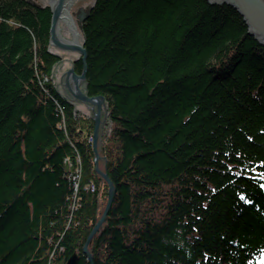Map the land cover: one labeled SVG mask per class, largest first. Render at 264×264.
<instances>
[{
	"label": "trees",
	"instance_id": "1",
	"mask_svg": "<svg viewBox=\"0 0 264 264\" xmlns=\"http://www.w3.org/2000/svg\"><path fill=\"white\" fill-rule=\"evenodd\" d=\"M50 18L0 0V264H89L108 199L93 113L51 78ZM80 34L114 186L91 264H258L264 46L243 18L208 0H93Z\"/></svg>",
	"mask_w": 264,
	"mask_h": 264
},
{
	"label": "water",
	"instance_id": "2",
	"mask_svg": "<svg viewBox=\"0 0 264 264\" xmlns=\"http://www.w3.org/2000/svg\"><path fill=\"white\" fill-rule=\"evenodd\" d=\"M39 4H46L51 13L49 27V46L52 51L61 55V59L53 67V77L58 78L64 71L60 80V86L63 94L71 101L84 103L93 113L94 128L92 133V150L95 154L94 165L95 171L106 181L108 186V199L105 209L100 219L94 225V228L87 236L86 242L83 245L82 252L86 256L87 261L91 264V256L87 250V245L98 228L105 220V216L110 207L114 196V186L105 172H101L97 166L98 154L96 150L98 129L100 124V113L103 107L104 99L102 96H88L82 89L81 84L85 79L86 74V51L80 40L81 36L71 18L70 10L67 8L69 3H74L77 0H32ZM210 3L226 4L235 9L243 18L247 25L248 34L264 46V0H208ZM87 9L82 11L78 17V27L80 29L81 22L85 19ZM63 20L70 32L71 38L67 39L59 32V22ZM75 57V58H74ZM73 59V60H72ZM81 61V72L77 74L72 62ZM77 256H70L65 264H76Z\"/></svg>",
	"mask_w": 264,
	"mask_h": 264
},
{
	"label": "rangeland",
	"instance_id": "3",
	"mask_svg": "<svg viewBox=\"0 0 264 264\" xmlns=\"http://www.w3.org/2000/svg\"><path fill=\"white\" fill-rule=\"evenodd\" d=\"M93 2V0H87V2L85 3V4H83V3H79L78 2V4L79 5H73V8L74 7H76V6H79V7H81V8H85V9H87V7H89L90 6V4ZM72 8V9H73ZM56 53V52H55ZM56 54H58V53H56ZM60 57H62L61 55H59ZM60 60V59H59ZM65 72V71H64ZM64 72L58 77V78H55V77H53V68H52V71H51V78H52V81H53V83L55 84V86H56V88L63 94V91H62V88H61V86H60V80H61V78H62V76H63V74H64ZM82 89V88H81ZM76 103V107L80 110V111H87V110H89V107H87L84 103H82V102H75Z\"/></svg>",
	"mask_w": 264,
	"mask_h": 264
},
{
	"label": "bare ground",
	"instance_id": "4",
	"mask_svg": "<svg viewBox=\"0 0 264 264\" xmlns=\"http://www.w3.org/2000/svg\"><path fill=\"white\" fill-rule=\"evenodd\" d=\"M78 2L79 3H83V4H85L86 2H87V0H77V1H75L73 4L74 5H79L78 4ZM87 9H88V7H87ZM72 11H73V9H71V11H70V15H71V18H72V20H73V22H74V24H75V26H76V28H77V30H78V32H79V34H80V29H79V27H78V22H76V20H74V18H73V14H72ZM61 25H63L64 27H65V29H64V31H63V29L61 28ZM61 29H62V36L64 37V38H67V39H70L71 38V35H70V32H69V29H68V27H67V25H66V23L63 21V20H61L60 22H59V32L61 33ZM65 32V33H64ZM80 36H81V34H80ZM106 206V205H105ZM100 219V218H99ZM96 224V223H95ZM94 228V226L92 227V229ZM100 228V227H99ZM99 228H98V230H99ZM92 229L90 230V231H92ZM97 230V231H98ZM90 233V232H89Z\"/></svg>",
	"mask_w": 264,
	"mask_h": 264
},
{
	"label": "flooded vegetation",
	"instance_id": "5",
	"mask_svg": "<svg viewBox=\"0 0 264 264\" xmlns=\"http://www.w3.org/2000/svg\"><path fill=\"white\" fill-rule=\"evenodd\" d=\"M74 4H75V3H74ZM74 4L69 3L67 8L71 11V9L73 8V5H74ZM83 10H85V8H81V7H79V6H76V7L73 8L72 14L74 15L73 18H74V20H76V22H78V17L82 14V11H83ZM61 28H62L63 31H64L65 27H64L63 25H61ZM62 29H61V34H62ZM64 33H65V32H64ZM62 35H63V34H62ZM73 69H74V68H73Z\"/></svg>",
	"mask_w": 264,
	"mask_h": 264
},
{
	"label": "snow or ice",
	"instance_id": "6",
	"mask_svg": "<svg viewBox=\"0 0 264 264\" xmlns=\"http://www.w3.org/2000/svg\"><path fill=\"white\" fill-rule=\"evenodd\" d=\"M241 199H244L243 195H241ZM246 203H250V201L245 200ZM258 264H264V252H262L261 261Z\"/></svg>",
	"mask_w": 264,
	"mask_h": 264
}]
</instances>
